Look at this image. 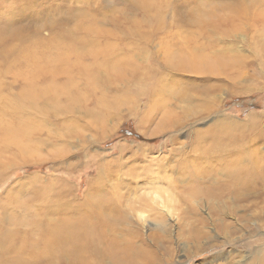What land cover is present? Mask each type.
I'll use <instances>...</instances> for the list:
<instances>
[{"label":"rangeland","instance_id":"rangeland-1","mask_svg":"<svg viewBox=\"0 0 264 264\" xmlns=\"http://www.w3.org/2000/svg\"><path fill=\"white\" fill-rule=\"evenodd\" d=\"M244 1L0 0V46L12 48L4 62L0 56V130L25 119L16 143L13 135L0 133V202L11 192L22 197L21 190L34 182L37 189L64 187L70 192L66 198L76 201L84 199L91 185L100 184L109 195L115 192L127 214L138 209L145 214L138 221L148 233L157 219L139 208V195L153 194V184L165 187L148 182L167 175L183 189L186 181L174 177L172 165L195 156V130L213 125L243 130L245 146L264 152V136L256 137L264 129V2L245 7ZM188 45L204 47L209 55L197 60L200 71L173 66ZM26 46L34 51L29 58ZM43 50L48 65L69 66L53 75L39 72L54 78L55 87L27 104L23 114L16 96L25 83V66ZM155 81L163 93H151ZM9 85L18 91L11 97L6 95ZM9 101L13 108L7 109ZM147 111L152 116L146 122L140 115ZM172 122L180 126L164 128ZM22 143L27 144L24 150ZM262 186L254 207L260 217L247 221L251 226L261 223L254 235L244 231L242 238L222 245L225 254L214 262L210 254L217 250L193 253L186 260V247L178 243L170 261L258 264L264 243L258 244L259 253L251 245L257 246L256 238L264 242ZM174 200L173 215L166 220L173 236L179 231L177 204L184 206ZM198 209L207 213L204 204ZM210 231L224 242L223 235ZM228 254L236 256L228 259Z\"/></svg>","mask_w":264,"mask_h":264},{"label":"bare ground","instance_id":"bare-ground-1","mask_svg":"<svg viewBox=\"0 0 264 264\" xmlns=\"http://www.w3.org/2000/svg\"><path fill=\"white\" fill-rule=\"evenodd\" d=\"M263 2L264 0H245L244 4L245 7L259 6ZM188 46L191 47L186 54L177 57L173 66L184 71H200L197 60L208 58L209 55L204 47ZM11 49L0 46L3 62ZM23 50L29 58L33 48L26 46ZM44 52L45 50L39 55L36 51L34 61L25 66V83L16 96L19 107L17 110H23V114L29 107L27 104L31 105L42 93H49V87H55L54 78L41 75H53L58 69H68L69 65L65 61L62 65L58 64L61 68L48 65L50 58H46L47 53ZM45 65L52 69H47ZM156 85L160 86L157 81L150 84L153 88L151 93H163ZM5 89L8 90V97L18 92L12 91L10 85ZM5 106L7 109L13 108L11 101L5 103ZM151 116L147 111L140 115V119L147 122L151 120ZM24 120H21L19 126H14L15 121L9 123L7 131L3 128L0 133L13 135V142L16 143L23 129V122L25 126ZM177 126L180 124L172 122L164 128L176 129ZM220 127L213 125L204 130H195L191 141L195 147V156L192 160L180 158L176 161L177 165H172L176 170L174 177L178 181H186L181 186L183 189L179 190L175 180L167 175L148 182H163L166 183L165 187L153 184V194L139 195V208L147 211L149 217L157 219V224L148 233L142 231L138 221L145 220V214L138 212L139 209L127 214L119 205V199L114 196L115 192L112 191L109 195L107 191H102L100 184L96 188L91 185L82 201L66 198L70 192H65L64 187L54 189L48 184L37 189L38 182H34L29 189L21 190L24 193L22 197L17 198L12 192L10 195L7 193L4 203L0 202V264H176L170 258L177 250L178 243L186 247V260L193 253L199 254L211 249L217 250L210 254L211 262L216 261L225 254L221 251L222 245L233 243L237 237L242 238L244 231L252 236L254 230L261 226V223L251 226L248 222L260 217V211H256L254 207L264 183V152L245 146L246 141L243 142L241 138L244 136L243 130L232 132L228 127ZM254 129L257 127L254 126ZM263 136L264 129L258 131L256 137ZM26 146V143H22L20 148L24 150ZM109 174L106 173V176L110 177ZM97 180L100 179H95ZM162 193H166V196H160ZM174 199L184 203V206L179 202L177 204L179 212L176 213V222L179 231L175 232V236L166 223L167 215H173ZM201 204L206 207V214L199 212ZM239 209L245 213L237 214ZM133 215L137 216V220L133 219ZM228 216L233 217L234 221L227 220ZM210 228L214 233L223 235L224 242L215 240ZM203 239L206 242L201 244ZM253 243L257 246L252 243L251 246L256 247L259 253L258 244L264 243L263 240L256 238ZM190 245L196 248L195 252ZM234 256L236 254H231L228 259ZM261 256L258 264H264L262 251Z\"/></svg>","mask_w":264,"mask_h":264}]
</instances>
